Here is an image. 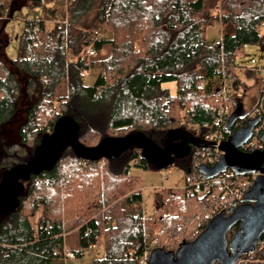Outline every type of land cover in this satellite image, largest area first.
<instances>
[{
  "label": "trees",
  "instance_id": "trees-1",
  "mask_svg": "<svg viewBox=\"0 0 264 264\" xmlns=\"http://www.w3.org/2000/svg\"><path fill=\"white\" fill-rule=\"evenodd\" d=\"M23 1L0 0V181L6 169L33 155L65 114L78 121L85 146L134 131L162 145L176 128L207 142H216L209 137L218 133L226 139L240 72L264 79L256 68L237 70L245 45L264 47V0H220L215 8L209 0H72L60 21L26 20L18 56L12 59L5 23ZM216 20L223 26L222 37L208 44L206 28ZM106 45L109 55L97 57ZM89 48L96 52L92 57ZM96 65L95 83L84 84V70ZM258 72H263L260 78ZM216 79L226 82L227 101L214 93ZM64 80L68 94L59 96ZM170 82L176 83L175 92ZM19 121V139L8 140V125ZM204 146H194L188 155L185 187L156 193L150 218L139 178L130 173L133 166L155 167L139 146L98 160L66 148L53 168L23 181L18 208L0 215V264H52L63 255L65 234L71 231L79 233L77 255L104 237L105 254L94 264H142L155 237L156 246L166 250L193 240L232 203L217 184L203 196L186 192L201 177L197 164H212L220 153ZM242 258L244 264H264V233L255 252Z\"/></svg>",
  "mask_w": 264,
  "mask_h": 264
},
{
  "label": "water",
  "instance_id": "water-1",
  "mask_svg": "<svg viewBox=\"0 0 264 264\" xmlns=\"http://www.w3.org/2000/svg\"><path fill=\"white\" fill-rule=\"evenodd\" d=\"M232 120L233 115L226 124L230 135L220 142H207L188 136L176 128L168 132L162 145L144 132L134 131L124 136H105L97 145L85 146L79 139L78 121L71 115H62L54 123L52 131L41 138L26 162L3 172L0 181V215L17 209L25 190L23 181L33 174L53 168L68 147L80 158L98 160L117 158L132 145H137L141 148L142 156L161 169L170 167L177 159L187 157L192 151L191 144L200 142L220 151L214 163L197 166L205 179H212L228 169L237 175L258 174L237 207L214 214L193 240H183L175 250L155 247L147 264H237L242 256L255 252L264 233V148L251 151L243 149L254 135V128L261 120L260 115L235 130H231ZM260 138L264 143V132ZM237 225L232 238L228 239L229 231Z\"/></svg>",
  "mask_w": 264,
  "mask_h": 264
},
{
  "label": "rangeland",
  "instance_id": "rangeland-1",
  "mask_svg": "<svg viewBox=\"0 0 264 264\" xmlns=\"http://www.w3.org/2000/svg\"><path fill=\"white\" fill-rule=\"evenodd\" d=\"M72 0H69L71 3ZM66 7V0H48L47 2H40L37 0H26L16 3L13 6L9 17L5 23L6 36L9 39L7 45V54L14 59L19 53V39L24 29L25 22L28 19H53L55 17H63V8ZM48 20V21H50ZM223 26L220 20H216L206 28V39L208 44H213L220 41L222 37ZM97 57H100L98 51ZM240 69H257L264 72V47L260 44H247L244 47V54L237 59ZM258 72V77L261 75ZM100 73L99 66H91L88 70H84L83 82L86 85L95 83ZM241 83L237 89V93L232 95V101L244 102L245 108L249 109L255 106L258 99L261 98V93L264 90V79H257L256 77H248L244 72H240ZM216 86H220V79H216ZM172 92L176 90V83L170 82L167 85ZM229 88L227 89V91ZM59 96L68 94V84L64 80L57 88ZM228 94L226 96V101ZM226 104L224 108H228ZM23 120V118L21 119ZM20 120V121H21ZM11 123L7 127L6 138L10 141L18 140V127L21 122ZM190 162V157L177 159L170 167L166 168H142L133 166L131 168V175L139 178V187L143 193V207L146 218L154 215L156 206V193L164 188H183L186 186V164ZM32 223L36 226L37 217L32 219ZM65 240L71 243L70 249L77 252L81 249L78 231H71L65 234ZM158 239L155 237L149 243V248H155L158 244ZM105 254L104 237L100 242L85 249L82 255H77L74 260L65 258L64 255L58 256L53 260L52 264H94L95 259L103 257Z\"/></svg>",
  "mask_w": 264,
  "mask_h": 264
},
{
  "label": "built area",
  "instance_id": "built-area-1",
  "mask_svg": "<svg viewBox=\"0 0 264 264\" xmlns=\"http://www.w3.org/2000/svg\"><path fill=\"white\" fill-rule=\"evenodd\" d=\"M42 2H46L47 0H41ZM96 54L95 50L93 48H89L87 51V55L89 57H92ZM222 70V69H221ZM219 71V74H221L222 71ZM223 74V72H222ZM226 82L223 81L220 86H215L214 93L216 96H218L221 100H225L226 96L228 94L227 91ZM263 95H261V99L258 102L259 105H256V108L254 110V115L261 116V120L256 128V131L254 132V135L252 138L244 145L243 149L246 151H251L253 149H263L264 143L262 142L260 135L262 132H264V90ZM229 108H225V111L228 112ZM209 140H214L216 142H220L223 140L220 133L218 134H212L209 137ZM219 151L218 149H216ZM220 152V151H219ZM220 155V153H219ZM219 155L214 157L213 163L219 158ZM258 173H250L246 175H237L233 170L228 169L225 172L220 173L218 176L212 178V179H205L204 176L201 174V177L194 182V184L190 187L186 188L187 194H194L196 193L198 196H203L205 193L209 192L211 190V187L215 184L218 185L219 189L223 191V195L232 198L231 208L237 207L241 203V199L246 193V191L251 187V185L254 182V179L256 178ZM228 178L229 181L225 182V179ZM223 206L226 205V203H222ZM90 249V247H89ZM152 252V247L147 248L144 252V254L141 257V263L147 264L149 256ZM63 255L67 259H73L76 257V253L74 251H64ZM247 261V259L241 258L237 264H244Z\"/></svg>",
  "mask_w": 264,
  "mask_h": 264
},
{
  "label": "flooded vegetation",
  "instance_id": "flooded-vegetation-1",
  "mask_svg": "<svg viewBox=\"0 0 264 264\" xmlns=\"http://www.w3.org/2000/svg\"><path fill=\"white\" fill-rule=\"evenodd\" d=\"M260 99L261 98H259V100ZM256 105L250 107L249 109H246L243 102H241V101L235 102V107H234V109L232 110V113H231V115H233V120L231 121V124H230L231 130L238 129V128L246 125L247 124V121L249 119L255 118L256 115H254V110L256 108ZM257 126H258V124L255 126L254 132L256 131ZM227 134L229 136L230 135V132L227 131ZM196 145H198L199 147L200 146H204V144H200V142H195V143H192L191 144L192 150H193L194 146H196ZM201 163H205V162H199L197 164V166L199 164H201Z\"/></svg>",
  "mask_w": 264,
  "mask_h": 264
},
{
  "label": "crops",
  "instance_id": "crops-1",
  "mask_svg": "<svg viewBox=\"0 0 264 264\" xmlns=\"http://www.w3.org/2000/svg\"><path fill=\"white\" fill-rule=\"evenodd\" d=\"M48 1V0H47ZM46 1V2H47ZM219 3H220V0H209V4H210V6L212 7V8H215V7H217L218 5H219ZM68 4H70L69 3V0H66V7L65 8H63V17L62 18H57V17H55V18H53V19H47V20H50L51 22H54V21H60L61 19H63L65 16H66V11H67V5ZM99 53H100V57H102V58H104V57H107L108 55H109V53H110V48H109V46L108 45H106L101 51H99ZM244 103V102H243ZM257 104V103H256ZM255 104V105H256ZM80 239V238H79ZM71 243H69V241H66L65 240V252L66 251H73L72 249H70L71 247V245H70ZM92 247V246H91ZM76 253V252H75ZM76 256H77V254H76ZM76 258V257H75ZM75 258H73V259H71V260H74Z\"/></svg>",
  "mask_w": 264,
  "mask_h": 264
}]
</instances>
